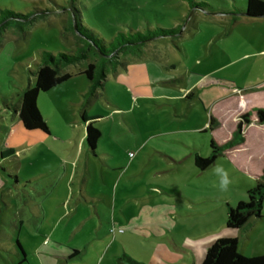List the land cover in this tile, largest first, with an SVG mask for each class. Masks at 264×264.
<instances>
[{
    "label": "rangeland",
    "instance_id": "374dc122",
    "mask_svg": "<svg viewBox=\"0 0 264 264\" xmlns=\"http://www.w3.org/2000/svg\"><path fill=\"white\" fill-rule=\"evenodd\" d=\"M71 1L106 40L158 26H179L180 33L146 42L140 56L120 54L93 97L84 96L89 82L81 67L67 66L70 78L37 98L48 133L26 130L15 110L34 83L40 51L76 46L64 30ZM195 1L211 7L188 0H0V9L41 11L24 31L8 28L0 44V264H128L125 256L193 264L223 231L238 232L224 224L227 204L246 197L237 191L247 173L240 164L258 162L255 146L228 149L203 171L194 156H208L211 139L231 137L237 107L260 105L264 27L259 18L211 13L232 11L233 0ZM84 111L99 116L95 154L84 140ZM210 117L216 127H208ZM261 136L264 126L244 133L247 142ZM217 164L233 181L227 192L216 186ZM243 237L239 252L264 251V223Z\"/></svg>",
    "mask_w": 264,
    "mask_h": 264
},
{
    "label": "trees",
    "instance_id": "16d2710c",
    "mask_svg": "<svg viewBox=\"0 0 264 264\" xmlns=\"http://www.w3.org/2000/svg\"><path fill=\"white\" fill-rule=\"evenodd\" d=\"M191 7L208 10L211 7L205 1L188 0ZM233 10L218 9L211 13L231 14L232 21L240 17H264V0H246L243 6L237 5L233 0ZM70 16L65 31H70L76 39V46L73 50L58 51L53 53L43 49L40 51V58L37 62L36 70L33 72L34 83L28 85L21 94L19 107L15 112L19 121L26 130H42L48 133V125L37 108V98L41 92L48 91L54 86L70 78V73L65 71L69 65H78L79 73L84 74L88 79V89L84 93L86 97H93L97 90L104 86L108 70L116 69L120 64V54L131 53L140 56L142 47L146 42L159 37H173L178 35L179 26L172 28L156 27L148 28L145 31L131 30L119 31L112 39L106 40L88 27L83 20V15L79 8L71 1ZM41 12L35 8L34 12H16L11 9H0V44L4 33L8 28H16L24 31L25 25L33 22L37 17L35 14ZM254 113L255 120L259 124L264 123V108H254L252 111L244 112L240 115L236 129L232 137L222 143L211 139L210 154L202 156L195 154L194 165L203 171L210 167L216 159L227 149H230L243 142V127L251 121ZM99 116H88L84 111L82 119L85 122L84 140L87 150L95 154L100 130L93 125V121ZM214 119L210 117L209 128H213ZM9 149L7 154L12 153ZM264 169L255 185L248 188L246 197L235 204H227V217L225 226L228 228L242 229L247 232L252 223L264 219ZM21 263L27 260L26 253L20 242L16 241ZM237 239L232 237H218L210 243L205 251L200 264H264V252L253 256H246L238 251ZM78 250H74V254ZM128 264L140 263L125 256Z\"/></svg>",
    "mask_w": 264,
    "mask_h": 264
},
{
    "label": "crops",
    "instance_id": "0c3cea01",
    "mask_svg": "<svg viewBox=\"0 0 264 264\" xmlns=\"http://www.w3.org/2000/svg\"><path fill=\"white\" fill-rule=\"evenodd\" d=\"M244 18H259L260 20H262V22H260V26H263L264 27V17H244ZM260 52H262L263 54L262 55H264V49H262ZM264 87V83H260L258 86H256L255 87V89H257V88H263ZM252 89H254V88H252ZM259 103H260V105H256V106H252V107H249L248 105H246V106H244V105H241L240 106V109H239V107H237V109H236V112L234 113V117L236 118V126H237V123H238V121H239V118H240V115L242 114V113H244V112H247V111H252L254 108H264V97H263V99L261 100V101H259ZM213 118V117H212ZM214 119V127H216L217 126V123H218V121L215 119V118H213ZM236 126H235V129H236ZM249 126H264V123L263 124H259V123H257L256 122V120H255V116H254V113H252V115H251V121L248 123V124H246V125H244V127H243V138H244V133H245V131H246V128L247 127H249ZM235 129H234V131H235ZM234 131H233V133H234ZM233 135V134H232ZM232 135H231V137H232ZM230 137V138H231ZM261 137H263V138H261ZM261 137H259V138H257V139H254V140H256L255 142L256 143H253V141L254 140H252V141H248L247 142V140L245 141V138H244V140H243V142L241 143V144H239V145H236V146H234V147H232V148H230L229 150H242V149H244L245 148V145H246V148H247V146L248 145H252L253 144V146H255V150L253 151V153L255 154H253L252 156H255V157H257L258 159H257V161L258 162H254L253 161V158L252 157H250L249 158V160L247 161V162H244V163H241L240 165H241V170H245L247 173H246V176H245V180H244V182L242 183V185H240V186H238V189H237V191H238V193L241 191V190H244L245 191V193H246V191H247V189L248 188H250V187H252L253 185H255V183H256V181H257V179L260 177V175L262 174V172H263V169H264V136H261ZM230 138H228V139H230ZM227 139V140H228ZM226 141V140H225ZM218 142H220V143H222V142H224V141H218ZM240 145H243L242 147H240ZM228 150V149H227ZM226 151V150H225ZM244 191H242V192H244ZM239 194H241V192L239 193ZM239 196V195H238ZM241 196V195H240ZM242 199V198H241ZM240 199V200H241ZM228 204H231V203H228ZM264 208V207H263ZM263 212V211H262ZM264 215V214H263ZM259 223H264V219H262V220H259V221H255V222H253L252 223V225H251V227L249 228V230L247 231V232H244L242 229H236V228H229V229H233V230H236V231H238V232H231V233H227L226 231H223L222 232V234L223 235H221V236H218V237H232V238H236L237 239V242H239L240 240H243V239H245L244 237H243V235H246L247 237L246 238H248V233H249V231L256 225V224H259ZM228 228V227H227ZM255 229V228H254ZM218 237H216L215 239H217ZM215 239H212L211 241H209L208 243H207V245H206V248H207V246L210 244V243H212ZM246 250V249H245ZM256 251H257V249H255ZM206 251V250H205ZM251 252H253V249H251L250 250V253ZM262 252H264V251H262ZM241 253V252H240ZM258 253H261V252H258ZM258 253H251L250 255L249 254H247V253H245V252H242L241 254H243V255H246V256H253V255H255V254H258ZM193 264H200V263H197L196 261H194L193 262Z\"/></svg>",
    "mask_w": 264,
    "mask_h": 264
},
{
    "label": "clouds",
    "instance_id": "9594fccd",
    "mask_svg": "<svg viewBox=\"0 0 264 264\" xmlns=\"http://www.w3.org/2000/svg\"><path fill=\"white\" fill-rule=\"evenodd\" d=\"M214 174L218 177V184L216 185L221 192H227L229 186L233 183L229 177L227 170L220 164H217L213 168Z\"/></svg>",
    "mask_w": 264,
    "mask_h": 264
}]
</instances>
